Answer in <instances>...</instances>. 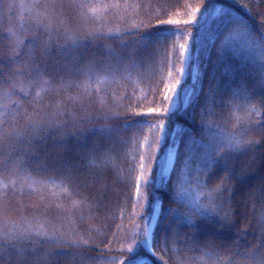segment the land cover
Masks as SVG:
<instances>
[{"label": "trees", "instance_id": "1", "mask_svg": "<svg viewBox=\"0 0 264 264\" xmlns=\"http://www.w3.org/2000/svg\"><path fill=\"white\" fill-rule=\"evenodd\" d=\"M141 261L264 264V0H0V264Z\"/></svg>", "mask_w": 264, "mask_h": 264}, {"label": "rangeland", "instance_id": "2", "mask_svg": "<svg viewBox=\"0 0 264 264\" xmlns=\"http://www.w3.org/2000/svg\"><path fill=\"white\" fill-rule=\"evenodd\" d=\"M216 11H218V9ZM196 76H197V71H196V69H194L193 75H192L193 82L195 81ZM184 104H186V100H185ZM176 150H177V144L173 140V145L167 150V154L165 157L164 166L162 169V177L163 178H167L169 176L172 168H173L175 156H176ZM159 210H160V205L157 202L154 206L153 214H152V217H151L150 222H149L147 236H146V238H147L146 239V247L150 252H152V232H153V228H154L155 222H156L158 214H159ZM150 227H151V230H150ZM145 263H146V261H141L138 264H145Z\"/></svg>", "mask_w": 264, "mask_h": 264}, {"label": "snow or ice", "instance_id": "3", "mask_svg": "<svg viewBox=\"0 0 264 264\" xmlns=\"http://www.w3.org/2000/svg\"><path fill=\"white\" fill-rule=\"evenodd\" d=\"M181 47L183 48L184 46H183V45H181ZM180 71H181V73L183 74V71H184V70H183V68H181V69H180ZM179 83H180V81H179V80H177V84H179Z\"/></svg>", "mask_w": 264, "mask_h": 264}, {"label": "bare ground", "instance_id": "4", "mask_svg": "<svg viewBox=\"0 0 264 264\" xmlns=\"http://www.w3.org/2000/svg\"><path fill=\"white\" fill-rule=\"evenodd\" d=\"M150 230H151V227H150Z\"/></svg>", "mask_w": 264, "mask_h": 264}]
</instances>
